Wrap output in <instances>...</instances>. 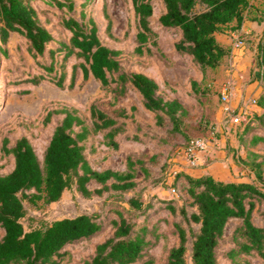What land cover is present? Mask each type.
<instances>
[{"label": "trees", "instance_id": "trees-1", "mask_svg": "<svg viewBox=\"0 0 264 264\" xmlns=\"http://www.w3.org/2000/svg\"><path fill=\"white\" fill-rule=\"evenodd\" d=\"M32 1L0 0V53L7 54L5 44L10 41L11 34L22 35L35 58L45 52L51 56L50 63L41 64L46 72L35 74L30 81L38 83L53 79L60 87H65V62L75 56L69 87L74 85L78 71L82 70L85 79L93 76L100 82L102 90L111 93L113 107L107 108L93 101L87 119L75 106H46L44 123H50L55 115L61 116L42 159L28 136L19 137L12 145L7 136L3 138L2 150L13 154L14 166L8 173L0 174V264H61L67 244L89 238L103 229L99 215L89 212L27 225L25 198L31 203L39 200L50 203L70 188L86 197L110 190H134L138 186V172L145 176L151 174L146 160L134 154L127 157V171L96 168L88 157L89 150H95L97 145L118 150L123 137L139 142L154 138L164 144L168 142V136L177 133L188 136L183 128L188 109L183 102L177 97H165L160 84L150 75L126 70L119 59L121 51L104 43L96 20L87 14L84 6L78 10L76 0H47L61 10V24L70 32L68 41L50 48L48 45L55 36L43 23ZM161 1L164 11L158 22L164 27L180 29L181 38L176 42V48L192 55L204 73L220 66L230 53V47L218 41L216 32L226 27L238 29L243 24L245 10L251 6V0ZM132 3L137 20L138 44L135 49L140 54H149L152 44L159 46L153 21L155 2L132 0ZM110 23L106 27L108 32ZM109 35L112 34L109 32ZM56 52L62 53V60L56 57ZM258 63L264 81V34L258 48ZM58 65L61 66L59 74ZM129 88L140 92L144 106L153 113L155 126L165 129L164 133L140 122L135 104L117 106ZM258 105L264 106V90L259 95ZM250 113L238 133L246 149L241 161L263 181L264 153L258 147L264 146V111ZM179 176L183 177V189L189 195L192 208L189 210L186 205L179 208L188 226L174 223L179 243L170 248L165 264L189 263V234L192 237L190 264H221L217 251L231 218L241 219L231 234L234 244L229 247L228 255L232 263L252 264L250 260L242 259V255L256 254L264 259V225L253 220L257 203L264 201L263 187L252 180H222L211 174L195 176L186 170L180 171L175 181ZM129 203L136 210L144 205L142 199L134 195L129 198ZM168 206L176 210L172 204L168 203ZM112 221L113 234L99 242L94 255L82 264L153 263L151 258H144L148 245L152 244L148 237L149 227L143 224L138 228L131 215L123 212ZM193 223L199 225L197 229Z\"/></svg>", "mask_w": 264, "mask_h": 264}, {"label": "rangeland", "instance_id": "rangeland-1", "mask_svg": "<svg viewBox=\"0 0 264 264\" xmlns=\"http://www.w3.org/2000/svg\"><path fill=\"white\" fill-rule=\"evenodd\" d=\"M76 2L78 10L84 6L87 14L96 20L104 43L121 51L119 59L126 70L142 71L150 75L160 84L165 97H177L182 100L188 109L183 119V128L188 136L171 135L164 144L154 138L139 142L123 137L118 150L97 145L95 150L88 151V157L96 168L110 167L127 171L129 168L127 157L134 154L146 160L151 174L145 176L141 171L138 172L136 175L138 186L134 190H110L102 195L86 197L75 188H70L58 200L50 203L43 200L31 203L25 198L24 203L28 210L25 223L40 224L81 212L98 214L103 224L102 231L89 238L69 243L65 247L66 253L61 264H82L84 260L94 255L99 242L113 234L115 226L112 220L118 217L119 212H123L127 216L131 215L138 228L143 224L149 227L148 237L151 238L152 244L148 245L144 258H151L153 261L151 264H165L170 248L179 243L174 223L181 222L188 226L179 208L182 205H186L189 210L192 208L189 195L183 189V177L179 176L178 181H175L176 179L170 175V168L174 163L177 168L184 167L176 158L179 150L185 147L190 138L203 136L208 140V135L213 132L217 135L220 131L216 128L225 123L222 114V121L217 120V112L220 108L222 110L221 91L228 77L226 71L230 64V53L220 66L209 68L206 73L202 72L192 55L176 48L175 44L181 38L180 29L164 27L158 22L159 16L164 11V4L161 0H154L153 21L158 31L159 46L152 44L151 53L140 54L135 49L138 44L137 20L132 0H76ZM83 2H86V5H82ZM32 4L43 23L55 36V40L48 46L56 48L61 42L68 41L70 32L61 24V10L47 0H33ZM74 13L79 16L78 12L74 11ZM109 21H111L109 32L112 35L106 30ZM230 28L233 30L229 32L231 42L234 40V34L240 33L251 55L248 71L243 75L242 81L246 84L256 81L254 91L259 89L261 93L264 90V81L260 74L258 48L264 34V0H251V6L245 10L243 24L238 29ZM225 29L229 27L218 33L225 32ZM5 46L8 48L7 54L0 53V174L8 173L14 166L13 154H6L2 150L5 136L10 139L9 145L14 144L23 135L28 136L42 159L54 127L61 116L55 115L50 123H44L46 106L50 108L59 104L75 106L87 119H89V106L93 101L107 108L113 107L110 104L113 100L111 93L102 90L100 82L93 76L85 79L82 70L78 71L74 85L69 87L75 56L65 62L67 71L65 87H60L53 79H44L38 83L30 81L35 74L46 72L41 64L50 63L51 56L48 52L35 58L29 50L28 41L22 35L14 33ZM231 47L232 44L230 50ZM55 54L59 60H62V53ZM58 68L59 74L61 66L58 65ZM118 104L117 106L128 107L136 104L140 120L151 123L155 128L154 131L158 133L165 132V129L154 125L153 113L144 107L142 96L136 89L129 88L126 94L120 97ZM244 122L235 121L233 128L242 129ZM258 149L264 153V146L261 145ZM236 171V176L256 181L264 188V180H259L250 167L243 164ZM90 186L94 188L95 184L90 183ZM172 187L176 188L177 193L172 191ZM132 195L142 199L144 203L142 209L136 210L131 207L129 198ZM168 203L176 210L171 209ZM253 220L256 224L264 225V201L257 203ZM239 222H241L240 218H231L227 224L225 235L217 251L221 264H233L228 249L234 244L231 234ZM193 226L197 229L199 225L193 223ZM189 237L188 264H190L192 245L191 234ZM241 258L250 260L252 264H264V259L256 254L242 255Z\"/></svg>", "mask_w": 264, "mask_h": 264}, {"label": "crops", "instance_id": "crops-1", "mask_svg": "<svg viewBox=\"0 0 264 264\" xmlns=\"http://www.w3.org/2000/svg\"><path fill=\"white\" fill-rule=\"evenodd\" d=\"M231 31H233L232 28L225 29V32H221V33L216 32V37L218 41L226 47H230L232 44L229 37V32ZM236 59L237 62L234 71V76L236 79L237 96H239L242 91L253 92L255 95H260L261 94L260 90L258 89L254 91L253 88L255 87L254 85L256 81L251 82L249 84H246L242 81L243 80L242 77L247 73L249 68L248 65L250 64L251 61V55L249 54V49L245 47L244 50L238 51ZM226 72L227 75L229 76V71ZM253 109H254L253 111L257 113H262L264 111V106L257 105L254 106ZM221 114L224 115L223 111L220 108L219 111L217 112V118H218L217 120L219 122L222 121ZM136 116L137 119L146 126L149 124L152 125L149 122H143L142 120H140L138 117V112ZM154 123H155V119H154ZM234 123H235L234 120L225 123L223 122L219 128L218 127L216 128L217 131H220L217 132V135H215L214 132L208 135L209 136L208 140L210 141L208 148L200 152L199 161H198L199 164L188 168L186 170L188 173L195 176L211 174L214 177L222 180H235V181L246 180L243 177L236 176L237 173L236 169L244 164L241 160L242 157L246 155V149L244 144L241 143L239 139V134H238L239 129L233 128ZM183 150L184 148L179 150L176 159L180 161L181 165L187 166L188 160Z\"/></svg>", "mask_w": 264, "mask_h": 264}, {"label": "built area", "instance_id": "built-area-1", "mask_svg": "<svg viewBox=\"0 0 264 264\" xmlns=\"http://www.w3.org/2000/svg\"><path fill=\"white\" fill-rule=\"evenodd\" d=\"M246 43L244 38L240 33L234 34V40L232 42V47L230 50V64H229V76L223 84L221 91L222 99V111L224 114L225 122L229 121H244L248 118L249 113L252 111L253 106L258 105L259 95H255L253 92L242 91L239 96H237L236 79L234 76V71L236 68V56L238 51L244 50ZM209 140L203 136H196L190 138L184 147V154L187 157V166L176 167L173 164L170 168V175L175 179L180 169L187 170L198 164L199 154L201 151L206 150L209 145ZM183 166V165H182ZM174 182V181H173ZM172 182V184H173ZM173 192L177 193L176 188H171Z\"/></svg>", "mask_w": 264, "mask_h": 264}]
</instances>
